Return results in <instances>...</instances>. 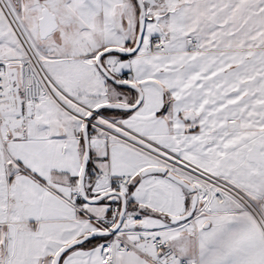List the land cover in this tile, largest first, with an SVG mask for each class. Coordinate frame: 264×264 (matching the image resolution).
<instances>
[{"label":"snow or ice","instance_id":"6c2138e0","mask_svg":"<svg viewBox=\"0 0 264 264\" xmlns=\"http://www.w3.org/2000/svg\"><path fill=\"white\" fill-rule=\"evenodd\" d=\"M0 264H264V0H0Z\"/></svg>","mask_w":264,"mask_h":264}]
</instances>
